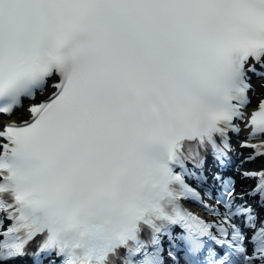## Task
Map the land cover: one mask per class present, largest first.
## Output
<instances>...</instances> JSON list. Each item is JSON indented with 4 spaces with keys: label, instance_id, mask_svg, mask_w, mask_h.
<instances>
[{
    "label": "snow or ice",
    "instance_id": "obj_1",
    "mask_svg": "<svg viewBox=\"0 0 264 264\" xmlns=\"http://www.w3.org/2000/svg\"><path fill=\"white\" fill-rule=\"evenodd\" d=\"M0 264H264V0H0Z\"/></svg>",
    "mask_w": 264,
    "mask_h": 264
}]
</instances>
